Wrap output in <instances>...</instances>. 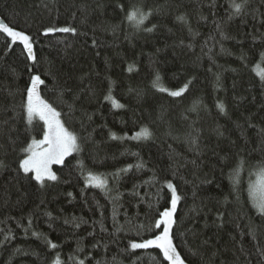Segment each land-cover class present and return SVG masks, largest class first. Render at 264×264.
Listing matches in <instances>:
<instances>
[{"label":"trees","instance_id":"16d2710c","mask_svg":"<svg viewBox=\"0 0 264 264\" xmlns=\"http://www.w3.org/2000/svg\"><path fill=\"white\" fill-rule=\"evenodd\" d=\"M231 3L0 0V22L29 35L36 57L0 32V264H168L130 244L159 233L169 182L185 264H264V215L250 194L264 173V0L239 15ZM134 10L148 14L139 27ZM61 27L76 33L45 34ZM33 75L80 148L43 187L19 167L46 131L27 119ZM89 172L107 177V193L86 185Z\"/></svg>","mask_w":264,"mask_h":264},{"label":"snow or ice","instance_id":"6c2138e0","mask_svg":"<svg viewBox=\"0 0 264 264\" xmlns=\"http://www.w3.org/2000/svg\"><path fill=\"white\" fill-rule=\"evenodd\" d=\"M246 3L247 0H244V3H236L235 0H232L231 7L234 9L233 15L241 14ZM147 15L148 14L139 10H134L127 16V19L134 22L135 25L139 27L147 19ZM178 19L183 21L184 17H179ZM148 30L151 31V29ZM0 32L6 33L13 43L17 40L20 41L27 50L28 57L35 62L36 57L33 51L32 38L29 35L14 30L3 22H0ZM53 32L75 34L76 29L72 27L49 28L46 30L45 34ZM259 56L261 62L264 63V50L259 53ZM258 75L261 82H264V72H259ZM159 81L160 77L157 75L154 86L159 87L160 91H168L166 88L159 86ZM42 84H44V80L41 79L40 75H33L31 77V86L26 89L27 100L25 107L29 123L35 118H39L47 126V130L45 131L42 140H33L31 144L23 149L27 155L22 159L19 167L25 174L33 173V178L43 187L46 180L52 182L58 180V176L52 171L51 166L53 164L62 165L65 157L71 155L73 152H78L80 148L77 136L66 128L63 122L59 119L60 113L39 97L37 86ZM186 89L187 85L179 90L169 91V95L172 97H179L184 91H186ZM113 103L117 108L123 107V105L118 102L113 101ZM219 107L223 112L224 106L220 105ZM150 136L151 133L146 128L141 129L136 134L137 139H148ZM112 138L116 139L117 137L115 134H112ZM45 145H47V147H44ZM0 167H3L2 162H0ZM136 167L140 168L142 165H137ZM130 168L131 166H129V169H121L120 171L126 172L130 170ZM113 175L118 176L119 173ZM84 180L88 186L98 188L105 193L109 191V181L107 177H101L89 172L87 176L84 177ZM167 188L171 191L170 207L165 208L159 213V219L156 220L153 225L154 229H160L159 233L153 238L142 239L141 242H132L130 247L133 250L156 248L160 250L163 254V259L166 260L168 264H185V260L177 251V246L173 242L172 231L173 227L177 224L175 213L177 205L181 200V196L177 194V190L171 182L167 184ZM250 194L252 195L256 211L261 215H264V180H261V182L255 187V191ZM68 195L71 196L72 193H68ZM65 223H68V221H65ZM76 227H79V224H77ZM49 244L53 249L57 247L55 243H51L50 241ZM54 264H61L59 257L55 259ZM78 264H84V261L80 260L78 261Z\"/></svg>","mask_w":264,"mask_h":264},{"label":"rangeland","instance_id":"374dc122","mask_svg":"<svg viewBox=\"0 0 264 264\" xmlns=\"http://www.w3.org/2000/svg\"><path fill=\"white\" fill-rule=\"evenodd\" d=\"M37 92H38V95H39V91H38V86H37ZM40 97V96H39ZM39 119V118H38ZM59 119L61 120V118L59 117ZM42 121V120H41ZM62 121V120H61ZM43 122V121H42ZM46 126V125H45ZM65 126V125H64ZM46 130H47V126H46ZM40 140H42V139H40ZM37 141H39V140H37ZM44 147H47V145H45ZM75 152H73L72 154H74ZM71 154V155H72ZM70 156V155H69ZM69 156H67V157H69ZM67 157H65V159L67 158ZM64 159V160H65ZM55 165H57V164H53L52 166H51V168H52V171L54 172V166ZM261 180H264V173H262V174H259L258 176H257V178H256V180H255V182L253 183V185H252V188H251V193H253L254 191H255V187L261 182ZM252 196V195H251Z\"/></svg>","mask_w":264,"mask_h":264}]
</instances>
